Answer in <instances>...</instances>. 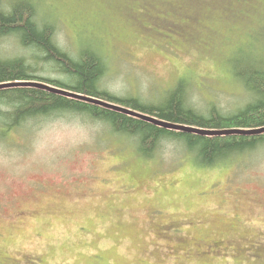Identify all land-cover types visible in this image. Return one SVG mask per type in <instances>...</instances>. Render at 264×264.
<instances>
[{
	"label": "rangeland",
	"instance_id": "1",
	"mask_svg": "<svg viewBox=\"0 0 264 264\" xmlns=\"http://www.w3.org/2000/svg\"><path fill=\"white\" fill-rule=\"evenodd\" d=\"M36 1L61 45L100 50L119 97L183 81L201 109L251 99L236 61L264 59V0ZM47 118L0 143V264H264V146L208 168L173 142L147 158L86 116Z\"/></svg>",
	"mask_w": 264,
	"mask_h": 264
},
{
	"label": "trees",
	"instance_id": "2",
	"mask_svg": "<svg viewBox=\"0 0 264 264\" xmlns=\"http://www.w3.org/2000/svg\"><path fill=\"white\" fill-rule=\"evenodd\" d=\"M56 32V19L40 13L36 0H0V43L10 42L14 46L12 49L0 47V84L48 83L84 97L98 98L166 122L198 129L264 126V59L261 56L250 53L246 60L236 61L243 62L235 75L251 94V99L233 111L193 106L183 81L159 100L144 104L138 97H119L103 87L101 80L106 64L99 49L86 44L71 51L57 41ZM63 114L86 116L103 124L111 134L131 141L136 151L147 158L160 152L163 141L173 142L192 155L198 165L208 168L264 146V133L206 135L176 130L98 103L29 85L0 88V143L8 131L22 128L28 121Z\"/></svg>",
	"mask_w": 264,
	"mask_h": 264
},
{
	"label": "water",
	"instance_id": "3",
	"mask_svg": "<svg viewBox=\"0 0 264 264\" xmlns=\"http://www.w3.org/2000/svg\"><path fill=\"white\" fill-rule=\"evenodd\" d=\"M17 85H29V86H36L40 88H44L48 91L59 93L65 96L73 97V98H78L82 100H88L94 103H98L110 108H114L118 111L125 112L128 114H131L136 117L143 118L145 120H148L154 124H158L167 128H172L176 130H183V131H190V132H196L200 134H206V135H221V134H231V133H240V134H246V135H252V134H261L264 133V126L261 127H256V128H247V129H226V130H206V129H198V128H193L189 126H184L180 124H175V123H170L166 122L164 120L158 119L156 117L134 111L131 109L124 108L122 106L114 105L109 102H105L104 100L98 99V98H90V97H84L79 93L72 92L66 89H60L58 87L52 86L48 83H43V82H35V81H30V82H14V83H2L0 84V88L4 87H10V86H17Z\"/></svg>",
	"mask_w": 264,
	"mask_h": 264
}]
</instances>
